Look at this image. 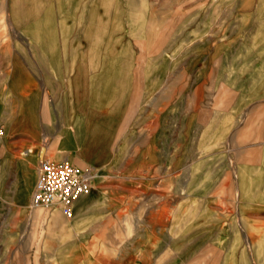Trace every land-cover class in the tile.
<instances>
[{
  "label": "rangeland",
  "instance_id": "rangeland-1",
  "mask_svg": "<svg viewBox=\"0 0 264 264\" xmlns=\"http://www.w3.org/2000/svg\"><path fill=\"white\" fill-rule=\"evenodd\" d=\"M102 1L0 0V264H264V162L250 149L263 130L241 131L259 82L234 48L250 35L225 30L221 0H105L112 31L89 53ZM41 16L62 21L44 45ZM82 52L78 87L63 65ZM43 158L96 168L81 213L33 207Z\"/></svg>",
  "mask_w": 264,
  "mask_h": 264
},
{
  "label": "crops",
  "instance_id": "crops-1",
  "mask_svg": "<svg viewBox=\"0 0 264 264\" xmlns=\"http://www.w3.org/2000/svg\"><path fill=\"white\" fill-rule=\"evenodd\" d=\"M221 1L223 2V6H222V10L221 9L218 10V17L219 19H223L224 22L228 20V25L225 26V30L227 29L228 33L230 34L235 33V34H244L246 36L250 35L249 41L237 43L234 46V48L243 51L240 54L241 59H237V61L241 60L242 65H252L253 75H252V78L250 79H252V81L260 83L262 82L261 80H264V77H263L264 73L262 71V66H264V39L258 40L256 34H259V33L264 34V0H221ZM225 2L227 3V6H225ZM248 3H249V6H248ZM246 39L247 37L244 40ZM72 65L74 66H71V64L69 63L63 65L64 67L66 66V71L68 75L70 76L76 75V77L85 76L86 73H85L84 66H83L82 54H79L76 56L75 63ZM2 69L3 68H0L1 72L3 71ZM13 72L15 73V76L18 79L27 76V74H25L26 70H24V68H22L20 65L17 67L16 66L13 67ZM17 72L19 73L24 72V75L22 77L21 76L18 77ZM115 73H116L115 71L108 72V80L110 79L111 74L115 75ZM259 83H258L259 90L257 89V91H255V93L253 94L254 95L253 99L247 102L248 106H250L251 104H254L253 110H251V113H249L250 117H249L248 123L243 126L241 131L252 129V127L261 128L263 130L262 137H264V95L262 96L261 84ZM26 85L27 84L25 82L23 81L20 82L21 90H23V88H25ZM104 89L105 87L102 90ZM2 143L0 144V163H4L5 161H8L10 159L8 157L10 155V152L7 151L6 148H3ZM252 144L253 145L250 146L251 147L250 149L253 151H260L263 157L262 160L264 162V143L261 145L257 141L256 143H252ZM81 167H88V168L92 167L93 169H96L91 164H87ZM30 168L34 169L32 167ZM13 169H14V177L17 179L16 182H18L20 173L18 172V169H15V168ZM35 171L37 173V170ZM242 172L243 171H241L240 175H237L236 178L237 177L243 178V177H248V176L253 177L254 175H256V174L242 175L243 174ZM261 175L264 176V171ZM34 188H35V184H34L32 193L34 191ZM255 192L256 194L263 193L264 185L258 188V190ZM91 201L92 200L89 199L88 196L80 197L75 204V207L77 206V211H78L76 214L81 213V210H84L85 208H87L88 205L91 203ZM242 263L243 262H240L239 264H242Z\"/></svg>",
  "mask_w": 264,
  "mask_h": 264
},
{
  "label": "built area",
  "instance_id": "built-area-1",
  "mask_svg": "<svg viewBox=\"0 0 264 264\" xmlns=\"http://www.w3.org/2000/svg\"><path fill=\"white\" fill-rule=\"evenodd\" d=\"M5 136V127L0 124V144ZM38 177L31 196L34 208H59L67 217H73L78 199L87 195L93 187L95 171L81 167L69 160L53 161L43 158L39 163Z\"/></svg>",
  "mask_w": 264,
  "mask_h": 264
},
{
  "label": "bare ground",
  "instance_id": "bare-ground-1",
  "mask_svg": "<svg viewBox=\"0 0 264 264\" xmlns=\"http://www.w3.org/2000/svg\"><path fill=\"white\" fill-rule=\"evenodd\" d=\"M110 2V1H109ZM108 2V3H109ZM110 5V4H109ZM108 6V4L105 2V0H103L102 1V4L101 3H93V7L91 8V12L89 13V15L87 16V18L89 19L88 21L89 22H87V26H88V29H86V34H87V37H88V39H89V45H86V46H88L87 48L89 49V50H87L89 53H91V52H93V50L94 51H98L97 49H99V46H96V45H98L97 44V42L98 43H101L102 42V40H103V38H104V33H105V35H107L108 36V33H110V31H112V30H108V28L106 27H104L105 26V23H104V28L102 29L101 27H99V21L101 22L102 21V18L105 16V12H106V7ZM110 8V7H109ZM98 10L99 11H101L102 13L100 14V13H98V16H97V12H98ZM108 13V12H107ZM108 15V14H107ZM106 15V16H107ZM105 16V17H106ZM110 16V15H109ZM42 17V16H41ZM60 19L61 18H56L55 17V19H54V22L52 21V22H50V20L49 21H46V18L45 17H42V18H40V20H38L37 21V23L36 24H32L33 25V29H34V27H36V28H39V29H41V31H40V33H39V35H38V37L37 38H39L40 39V41L43 43V45L45 44V38H43L44 37V33H45V31H47V30H49V28L51 27V26H53L54 28H55V38L58 36V34H59V31H60V27H61V25H62V21H60ZM58 21V22H57ZM96 22H97V24H98V28H97V30H96V34L94 33V28H95V24H96ZM103 23V22H102ZM53 24H55V25H53ZM58 24V25H57ZM107 24V23H106ZM29 25V26H28ZM27 26H25V28H26V30L28 31L29 30V28L30 29H32V26H31V24H28ZM107 26V25H106ZM64 29V28H63ZM105 29V30H104ZM54 30V29H53ZM109 31V32H108ZM48 32V31H47ZM60 32H62V29H61V31ZM27 33V32H26ZM85 37V36H84ZM97 37V38H96ZM86 38V37H85ZM84 38V39H85ZM108 45V44H107ZM95 46V47H94ZM106 46V45H105ZM96 47H97V49H96ZM105 50H107V49H105ZM83 51V50H82ZM84 52V51H83ZM82 52V58H83V53ZM106 53H107V51H106ZM96 55V54H95ZM95 55L93 54V55H89L88 57L90 58V59H94L95 58ZM86 56V55H85ZM107 61H108V63L109 62H111V65H112V62L114 61V59H107ZM91 63V67H93L94 68V66H95V62H93V61H91L90 62ZM108 66V65H107ZM80 81H82V79H81V77L80 76H77L76 77V82H77V86L79 87V84H80ZM98 87V86H97ZM96 86H93L92 88V91H94V92H96L97 90H99L98 88H97ZM79 89H81V86H80V88ZM25 93L23 92V95H24ZM22 95V94H21ZM105 95V97H106V94H104ZM102 98H103V95L101 96ZM5 138V137H4ZM36 214V213H35ZM64 225V224H63ZM65 226H68V227H70V226H72V225H65Z\"/></svg>",
  "mask_w": 264,
  "mask_h": 264
}]
</instances>
